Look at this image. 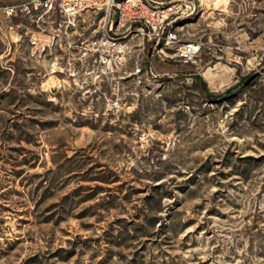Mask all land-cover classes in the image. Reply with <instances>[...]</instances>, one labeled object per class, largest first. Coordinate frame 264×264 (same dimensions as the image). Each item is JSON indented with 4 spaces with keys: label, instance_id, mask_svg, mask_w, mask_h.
<instances>
[{
    "label": "rangeland",
    "instance_id": "obj_1",
    "mask_svg": "<svg viewBox=\"0 0 264 264\" xmlns=\"http://www.w3.org/2000/svg\"><path fill=\"white\" fill-rule=\"evenodd\" d=\"M155 1L191 62L89 13L1 26L0 264H264V0Z\"/></svg>",
    "mask_w": 264,
    "mask_h": 264
},
{
    "label": "built area",
    "instance_id": "obj_2",
    "mask_svg": "<svg viewBox=\"0 0 264 264\" xmlns=\"http://www.w3.org/2000/svg\"><path fill=\"white\" fill-rule=\"evenodd\" d=\"M189 6L181 1L155 0H20L0 8L1 26L12 29L13 20L58 11L65 17L91 15V25L101 24L105 34L123 31L152 44L157 53L187 63L199 51L196 42L183 41L173 23ZM113 32V34H115ZM170 51L171 55L163 52Z\"/></svg>",
    "mask_w": 264,
    "mask_h": 264
},
{
    "label": "bare ground",
    "instance_id": "obj_3",
    "mask_svg": "<svg viewBox=\"0 0 264 264\" xmlns=\"http://www.w3.org/2000/svg\"><path fill=\"white\" fill-rule=\"evenodd\" d=\"M224 1H225V0H218V2H222V3H223ZM215 2H216V1H215Z\"/></svg>",
    "mask_w": 264,
    "mask_h": 264
}]
</instances>
